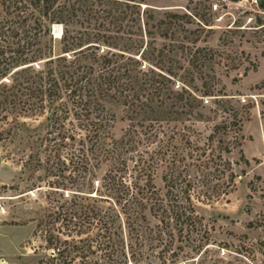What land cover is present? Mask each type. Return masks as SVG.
<instances>
[{"label": "trees", "instance_id": "obj_1", "mask_svg": "<svg viewBox=\"0 0 264 264\" xmlns=\"http://www.w3.org/2000/svg\"><path fill=\"white\" fill-rule=\"evenodd\" d=\"M140 6L136 0H0V137L24 131L23 119L45 117L42 134L26 142L29 162L45 165L54 179L39 225L51 254L39 264H178L177 240L203 248L197 205L228 195L239 177L235 167L250 166L242 150L244 121L228 101L213 111L222 120L205 141L173 127L208 121L206 107L197 88L175 89L174 72L143 64L154 43L145 48ZM105 20L116 35L96 26ZM54 24L64 27L58 54ZM212 89L200 96H215ZM112 104L127 113L120 138ZM221 132L229 139L217 145ZM236 150L238 162L230 158Z\"/></svg>", "mask_w": 264, "mask_h": 264}, {"label": "rangeland", "instance_id": "obj_2", "mask_svg": "<svg viewBox=\"0 0 264 264\" xmlns=\"http://www.w3.org/2000/svg\"><path fill=\"white\" fill-rule=\"evenodd\" d=\"M136 1L141 4L143 30L155 34L149 37L143 33L145 48L154 43L147 47L148 62L143 64L148 68L153 63L174 72L175 89L179 90L183 83L197 88L196 94L206 107L203 113L208 121L178 122L173 127L191 132L194 140L205 141L222 120L213 111L219 103L228 101L233 108L231 113L242 116L244 121V155V143L253 141V135L255 142L248 143L249 152L264 153L258 138V131L264 127V9L260 7L261 0L258 6L227 0ZM147 21L149 27L145 29ZM99 23L96 26L104 34L116 35L110 20L101 21L103 27H99ZM60 26L64 28L61 24L52 26L57 41L56 54L61 48ZM124 27L125 22L120 32ZM98 28L91 32L96 34ZM106 29L109 31H104ZM212 86L215 96H200ZM109 109L116 116L114 136L120 138L129 124L125 107L112 104ZM21 122L25 125L24 131L12 137H0V264H39L51 254L46 249L45 232L39 225L49 213L47 197L52 189L48 182L54 179L48 176L45 165L36 167L29 162L31 151L26 144L30 135L42 134L45 117ZM219 139L229 137L221 132L216 138L217 145ZM230 158L238 162L239 150ZM248 160L249 167L243 163L235 167L239 177L228 195L213 203L197 205V213L203 217L202 233L206 231L203 248L198 252L195 245L177 240L173 248L182 246V251L175 249L180 253L178 264H264V159ZM156 183L163 186L160 179ZM159 251L160 248L155 253Z\"/></svg>", "mask_w": 264, "mask_h": 264}, {"label": "crops", "instance_id": "obj_3", "mask_svg": "<svg viewBox=\"0 0 264 264\" xmlns=\"http://www.w3.org/2000/svg\"><path fill=\"white\" fill-rule=\"evenodd\" d=\"M258 138H260L262 141L263 152H264V127L258 131ZM254 142H255V135H253V141H249V142L245 141L244 151H245L246 157L248 159H260V158L264 159V153L261 154V152L259 153V152H254V151L249 152L247 145L248 143H254Z\"/></svg>", "mask_w": 264, "mask_h": 264}, {"label": "built area", "instance_id": "obj_4", "mask_svg": "<svg viewBox=\"0 0 264 264\" xmlns=\"http://www.w3.org/2000/svg\"><path fill=\"white\" fill-rule=\"evenodd\" d=\"M240 2H248L252 5L258 6V0H241Z\"/></svg>", "mask_w": 264, "mask_h": 264}, {"label": "water", "instance_id": "obj_5", "mask_svg": "<svg viewBox=\"0 0 264 264\" xmlns=\"http://www.w3.org/2000/svg\"><path fill=\"white\" fill-rule=\"evenodd\" d=\"M56 27H58V26H55V28H56ZM60 27H61V34H62V33H63V29H62V26H60ZM55 31H56V30H55Z\"/></svg>", "mask_w": 264, "mask_h": 264}, {"label": "bare ground", "instance_id": "obj_6", "mask_svg": "<svg viewBox=\"0 0 264 264\" xmlns=\"http://www.w3.org/2000/svg\"><path fill=\"white\" fill-rule=\"evenodd\" d=\"M57 26H59V25H57ZM59 27H57V29H58ZM56 31H58V30H56Z\"/></svg>", "mask_w": 264, "mask_h": 264}]
</instances>
